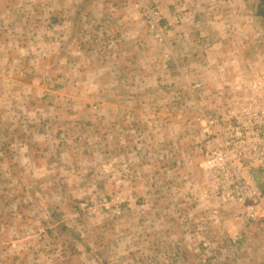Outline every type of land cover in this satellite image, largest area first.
<instances>
[{
	"label": "rangeland",
	"instance_id": "374dc122",
	"mask_svg": "<svg viewBox=\"0 0 264 264\" xmlns=\"http://www.w3.org/2000/svg\"><path fill=\"white\" fill-rule=\"evenodd\" d=\"M259 2L86 0L101 12L89 36L77 30L98 39L86 51L123 54L80 74L59 60L54 15L29 24L31 1H1L0 264H252L234 255L241 238L198 214L216 203L214 223L222 205L248 209L254 190L264 200V150L224 137L229 114L264 106ZM117 36L124 47L105 46ZM205 152L245 156L231 174ZM243 192V204L226 197Z\"/></svg>",
	"mask_w": 264,
	"mask_h": 264
},
{
	"label": "crops",
	"instance_id": "0c3cea01",
	"mask_svg": "<svg viewBox=\"0 0 264 264\" xmlns=\"http://www.w3.org/2000/svg\"><path fill=\"white\" fill-rule=\"evenodd\" d=\"M2 0H0L1 3ZM10 2H14L15 0H8ZM24 4H26L27 11L29 9L28 6V1L32 2V6L30 7V21H27L26 19L29 18V15L26 12V19L25 21L28 22L29 24L32 22L33 19H43L41 16L45 17V19L49 21L50 16L55 18H50L52 22H56V26L62 29L61 31L63 33L62 37L59 38L61 42L59 46V53L58 57L60 58L59 60L62 62L66 63H71V64H76L78 63V72L80 74H96L94 69L90 67L89 64H99L98 62L102 64L103 61L105 63L107 61H110L112 63H117L118 58L120 55L123 54V50H119L118 52L111 51L109 50L108 52H105V55L103 57H100L98 53H95L94 51H86L85 47H94L95 45L97 46L96 42L98 41L97 38H95V35H90L89 40L88 37H83L78 35V31H87L88 36L89 33H92V30L90 31L89 24L91 23L90 17L92 16L93 20L97 22L96 15H100L101 12L99 13H94L92 10L85 8V3L86 0H22ZM162 6V3H161ZM118 8H121L119 6ZM11 8H8L7 11H9ZM6 10V9H4ZM125 9H120V12L123 13ZM10 13H15V10H11ZM120 13V14H122ZM28 15V16H27ZM102 15H105V13H102ZM89 18V19H88ZM44 19V20H45ZM121 21H124L123 18ZM124 27L128 26L127 22H122ZM49 25V24H48ZM50 26H52L50 24ZM80 27V29H79ZM79 29V30H78ZM78 30V31H77ZM142 30H140V36ZM122 34V32H121ZM95 36V37H94ZM83 37V38H82ZM87 41H92L94 45L92 46L93 43L88 42L89 44H86ZM105 39H102L104 41ZM123 38H119L117 36L116 38H108L106 40V47L108 48H118L119 46L124 47L126 44V40L123 42ZM142 40L140 39V47L142 48L143 43L141 42ZM91 45V46H89ZM70 47H72V50H70ZM119 49V48H118ZM103 62V64H105ZM258 63L263 64L264 61L258 60ZM100 66V65H99ZM253 75V74H249ZM258 75H264L262 74H257ZM249 77V76H248ZM264 79V76L261 77H256L254 76L253 79ZM255 81H252L251 84L253 85ZM247 90H242L241 92L243 93L245 91V94H256L253 91V88L250 89L249 85H247ZM250 90V91H249ZM258 93V91H257ZM263 203V202H262ZM230 205V206H229ZM229 205H222L220 206V209H218V214L219 216L216 218L215 222H210V215H211V210L214 209L215 207L218 208V205L216 206V203H212L209 206L205 204L202 205V208L205 210L202 211V213L198 214V220L202 221V223H207V225L214 226L216 229V232L220 231V234L222 237H229L232 239L234 235L236 237L241 238L242 242L241 247L242 250L241 252H236L234 253L237 255H241V253L244 254V251H247L248 255L250 257H254V260H251L252 264H264V244L262 243V238L259 237L258 234H255V230L252 226H256L257 224L255 223H249L247 219L243 216L245 210H242L241 208L234 206L233 208L232 204ZM172 207V205L170 206ZM232 208V209H230ZM239 214H243L240 217H238ZM254 224V225H253ZM208 226L205 231H200L199 233L204 234L205 236H208ZM214 229V228H213ZM211 230V227H210ZM198 232V231H197ZM196 232V233H197ZM212 235V234H211ZM237 239V238H236ZM261 242V243H259ZM227 248V247H225Z\"/></svg>",
	"mask_w": 264,
	"mask_h": 264
},
{
	"label": "built area",
	"instance_id": "2783aa9c",
	"mask_svg": "<svg viewBox=\"0 0 264 264\" xmlns=\"http://www.w3.org/2000/svg\"><path fill=\"white\" fill-rule=\"evenodd\" d=\"M138 4L140 0H134ZM143 12L146 14V21L150 25L152 30L161 32V29L157 25V20L154 15L157 14L153 7L144 8ZM248 114V111L241 110L239 117L234 114H229V123H234V126H229L224 135L226 140L246 142L254 144L251 146L255 156H261L263 154L264 146L259 145L264 143V106L253 110L250 113V118L245 119L244 115ZM256 144L258 147L256 148ZM205 156L214 162L213 166H216L219 170L225 169L224 171L230 172L231 174H237L240 171L239 161L241 157L245 156L241 152H235L229 160H226L225 154L216 153L214 156L210 155L209 152H205ZM261 167V166H260ZM261 170L264 169L261 167ZM251 193V192H250ZM232 194V193H229ZM227 194V199L233 198L236 203L243 204L246 202V197L254 195L255 199L250 201L249 208L245 210L244 216L248 222H255L258 226L264 230V200L261 198L260 193L256 190L252 194L245 195V193H237L235 195ZM263 202V203H262Z\"/></svg>",
	"mask_w": 264,
	"mask_h": 264
},
{
	"label": "trees",
	"instance_id": "16d2710c",
	"mask_svg": "<svg viewBox=\"0 0 264 264\" xmlns=\"http://www.w3.org/2000/svg\"><path fill=\"white\" fill-rule=\"evenodd\" d=\"M257 17L264 19V0H260L256 7V14ZM262 192L264 193V185L260 187Z\"/></svg>",
	"mask_w": 264,
	"mask_h": 264
}]
</instances>
